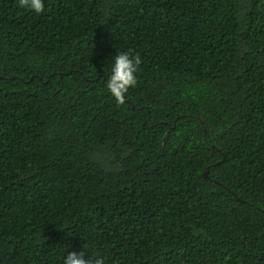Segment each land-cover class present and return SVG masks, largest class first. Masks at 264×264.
Wrapping results in <instances>:
<instances>
[{
    "label": "trees",
    "instance_id": "1",
    "mask_svg": "<svg viewBox=\"0 0 264 264\" xmlns=\"http://www.w3.org/2000/svg\"><path fill=\"white\" fill-rule=\"evenodd\" d=\"M80 251L264 264V0H0V264Z\"/></svg>",
    "mask_w": 264,
    "mask_h": 264
},
{
    "label": "clouds",
    "instance_id": "2",
    "mask_svg": "<svg viewBox=\"0 0 264 264\" xmlns=\"http://www.w3.org/2000/svg\"><path fill=\"white\" fill-rule=\"evenodd\" d=\"M19 6L39 14L44 10V0H19ZM140 63L139 56L132 57L129 52H119L115 55L110 75L106 79V88L118 104L124 103L127 92L136 85ZM63 264H98V261L94 262L84 251L68 252Z\"/></svg>",
    "mask_w": 264,
    "mask_h": 264
}]
</instances>
